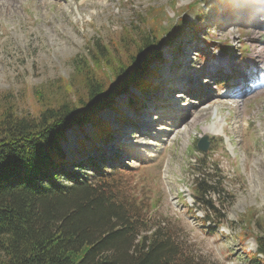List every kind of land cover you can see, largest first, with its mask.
I'll list each match as a JSON object with an SVG mask.
<instances>
[{"label": "rangeland", "instance_id": "rangeland-1", "mask_svg": "<svg viewBox=\"0 0 264 264\" xmlns=\"http://www.w3.org/2000/svg\"><path fill=\"white\" fill-rule=\"evenodd\" d=\"M154 9L165 32L181 31L171 43L165 39L161 61L150 67L156 74L145 77L148 92L131 87L115 109L100 112L111 127L103 140L92 125L69 129L65 153L84 154L87 142L83 160L95 152L111 160L123 198L199 262L254 264L255 238L240 234L245 225L260 235L257 222L264 219V0H0V96L10 92L19 114L36 115V91L72 80L75 59L96 39L108 43L131 26L145 28L144 21L152 26ZM200 11L201 31L189 25L199 23ZM225 61L238 76L215 72ZM238 80L231 96L227 89ZM205 135L223 139L207 154L234 197L226 209L231 223L215 234L200 224L206 215L192 199L188 169L203 156L193 146Z\"/></svg>", "mask_w": 264, "mask_h": 264}, {"label": "trees", "instance_id": "trees-1", "mask_svg": "<svg viewBox=\"0 0 264 264\" xmlns=\"http://www.w3.org/2000/svg\"><path fill=\"white\" fill-rule=\"evenodd\" d=\"M197 18L199 23L177 21L201 31L203 11ZM162 19L155 14L152 26H131L108 43L96 39L86 56L75 59L72 80L35 92L36 115L19 114L10 92L0 96V264H213L188 254L168 230L148 226L144 208L121 195L111 160L98 152L83 160L91 151L87 142L81 143L84 154L72 159L64 149L73 127L94 126L99 141L110 136L100 112L115 109L131 87L148 92L145 77L156 74L150 67L161 61L165 39L171 43L181 31L172 33L173 26L165 32ZM214 141L223 139L210 140L211 146ZM195 158L188 166L192 199L205 211L200 224L215 234L231 223L226 209L234 197L219 164L207 153ZM257 225L260 235L245 225L240 235L255 238L250 260L264 264V219Z\"/></svg>", "mask_w": 264, "mask_h": 264}, {"label": "water", "instance_id": "water-1", "mask_svg": "<svg viewBox=\"0 0 264 264\" xmlns=\"http://www.w3.org/2000/svg\"><path fill=\"white\" fill-rule=\"evenodd\" d=\"M209 136L205 135L202 138H200L197 142V149L199 152L207 153L210 149V140Z\"/></svg>", "mask_w": 264, "mask_h": 264}, {"label": "bare ground", "instance_id": "bare-ground-1", "mask_svg": "<svg viewBox=\"0 0 264 264\" xmlns=\"http://www.w3.org/2000/svg\"><path fill=\"white\" fill-rule=\"evenodd\" d=\"M232 4H233V3H232ZM234 85H236V86H240V85H241L240 80H238L237 82H235ZM242 86H243V84H242ZM236 93H237V91H236V89H235V90H233V93L231 94V96H234Z\"/></svg>", "mask_w": 264, "mask_h": 264}]
</instances>
